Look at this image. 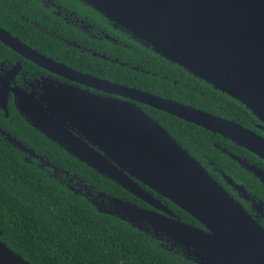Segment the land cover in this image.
I'll return each instance as SVG.
<instances>
[{
  "label": "water",
  "instance_id": "water-1",
  "mask_svg": "<svg viewBox=\"0 0 264 264\" xmlns=\"http://www.w3.org/2000/svg\"><path fill=\"white\" fill-rule=\"evenodd\" d=\"M81 1L140 45L242 103L264 124V0ZM0 39L17 43L1 29ZM25 50L45 67L53 62ZM95 82L91 85L221 134L264 160V138L237 122L139 88ZM76 100L64 101L58 106L64 111L55 116L42 107L33 115L27 103L21 113L46 138L136 198L158 202L143 184L203 227L180 221L165 208L160 214L85 184L82 196L92 198L99 212L139 231L151 230L170 248L179 244L184 257L199 264H264V227L156 119L115 97L81 91ZM252 169L264 184V172ZM0 264L30 263L0 240Z\"/></svg>",
  "mask_w": 264,
  "mask_h": 264
},
{
  "label": "flooded vegetation",
  "instance_id": "flooded-vegetation-1",
  "mask_svg": "<svg viewBox=\"0 0 264 264\" xmlns=\"http://www.w3.org/2000/svg\"><path fill=\"white\" fill-rule=\"evenodd\" d=\"M0 29L17 39V43L10 40L9 44L0 39V139L6 147L17 150L25 161L33 162L56 178L60 184L82 195L86 192L84 185L87 183L59 163L52 162L46 156V147L33 146L22 135L17 134L16 127L20 119L35 128L22 115L23 106L27 103L33 115L42 107L55 116L56 112L64 111L58 106L64 101L76 102L82 91L91 95L130 101L146 112L143 107L148 105L99 89L91 83L95 85V80L99 79L139 88L135 86L140 80L138 76L141 73L156 76L158 72H162L161 64L157 72L151 71L150 68L157 66L145 58L148 56L143 54L145 56L136 57L130 50L134 45H140L131 34L114 25L81 0H0ZM25 47L53 62L47 67L37 63L29 58L31 51L25 50ZM152 61L155 60L152 58ZM177 75L180 76L178 73ZM173 82L176 83V79H173ZM50 103L54 107H50ZM214 115L239 123L219 114ZM248 121L249 126L239 124L264 138V124L256 117H249ZM68 129L71 130L70 127ZM71 131L76 134V131ZM210 133L211 135L196 131L191 145L193 152L178 143L264 227V184L252 169L264 172V160L231 139L218 133ZM44 137L46 138L45 135ZM46 139L48 146L54 145L57 149H62L56 142ZM17 142H20L23 148L18 146ZM25 149L31 150L32 154ZM141 186L153 194L158 201L156 205L145 203L134 195L133 200L129 201L160 214L167 213L165 208L174 218L203 227L195 218L183 215L182 210L173 206L168 199L156 195L143 184ZM95 195L96 192L93 196ZM147 234L152 235L151 230H148ZM173 248L185 256L179 244ZM190 258L195 261L191 255Z\"/></svg>",
  "mask_w": 264,
  "mask_h": 264
},
{
  "label": "trees",
  "instance_id": "trees-1",
  "mask_svg": "<svg viewBox=\"0 0 264 264\" xmlns=\"http://www.w3.org/2000/svg\"><path fill=\"white\" fill-rule=\"evenodd\" d=\"M130 50L136 57L147 55L145 58L157 66L151 71L157 72L160 64L162 68L156 76L141 73L135 86L250 125L249 117L254 116L239 101L149 48L134 45ZM143 108L190 152L196 131L211 135L210 131L161 110ZM16 131L33 146L46 147V156L52 162L85 183L133 200V195L113 180L64 149L48 146L44 135L25 120H19ZM182 214L189 217L183 210ZM0 240L30 264H198L117 216L99 212L86 197L72 192L33 162L25 161L1 139Z\"/></svg>",
  "mask_w": 264,
  "mask_h": 264
}]
</instances>
